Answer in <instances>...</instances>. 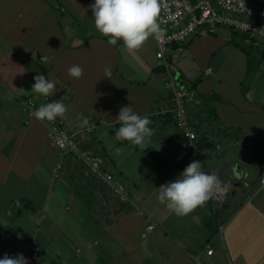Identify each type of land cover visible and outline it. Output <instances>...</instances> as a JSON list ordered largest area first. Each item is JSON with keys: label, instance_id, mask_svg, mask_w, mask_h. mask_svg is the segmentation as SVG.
<instances>
[{"label": "crops", "instance_id": "1", "mask_svg": "<svg viewBox=\"0 0 264 264\" xmlns=\"http://www.w3.org/2000/svg\"><path fill=\"white\" fill-rule=\"evenodd\" d=\"M93 3L0 0V248L18 243L20 249L9 256L22 253L30 264H196L195 256L205 264H264V172L257 176L256 162L246 157L251 144L264 143V39L241 34L244 43L256 46L252 60L231 46L221 27L193 36L177 54L182 78L190 86L199 79L192 88L201 104H189L187 110L192 127L209 142L191 158L224 186L235 162L252 170L248 186L235 192L227 188L225 200L230 192L244 201L232 205L228 199L224 207L225 200L214 204L209 198L178 216L159 202V188L192 160L175 161L179 131L168 112L164 76L155 66V38L154 47L148 38L138 50H128L123 41L109 45L94 26ZM195 38L203 39L188 47ZM251 60L255 68L247 69ZM75 64L84 70L80 79L69 75ZM105 68L111 71L108 77ZM38 74L56 84L48 99L32 90ZM214 94L215 116L202 102ZM24 96L39 105L61 100L67 106L62 118L71 130L84 117L118 129L123 106L149 116L154 135L144 148L129 141L114 144L103 137L106 133L77 136L124 185L136 208L119 202L71 158L54 177L57 149L47 137V122L21 111ZM211 212L214 234L204 223ZM149 225L154 227L148 230ZM28 241L38 251L25 250Z\"/></svg>", "mask_w": 264, "mask_h": 264}, {"label": "built area", "instance_id": "2", "mask_svg": "<svg viewBox=\"0 0 264 264\" xmlns=\"http://www.w3.org/2000/svg\"><path fill=\"white\" fill-rule=\"evenodd\" d=\"M159 23L165 30L161 39L155 37V66L164 76V85L170 101L168 112L172 115L178 134L184 139L178 145L175 161L181 162L187 157L197 153L199 135L192 127L187 106L200 105L201 101L196 96L194 89L182 78L178 71L177 54L182 51V45L195 35L214 33L218 28L224 27L232 32L264 39V0H159ZM64 11L63 7H59ZM210 68L205 70L210 73ZM20 98L21 111L29 116H35L36 110L41 106L34 97ZM89 119V117H87ZM47 122V137L56 147L58 161L55 165L53 176L59 177L63 172L64 163L68 158L83 165L92 175L97 177L116 196L119 202L136 208L132 197L124 185L115 178L102 164L99 157L86 150L78 134L90 133L96 124L89 120L87 126H76L68 129L66 121L57 117ZM227 187L220 185L219 190L213 189L210 197L214 204L225 200ZM154 226L149 225L147 229ZM224 229L219 226V232ZM17 246L10 245L0 248V257L11 255ZM25 250L38 251L34 242H26ZM213 250L206 249V254L211 255ZM196 264H205L201 257L195 256Z\"/></svg>", "mask_w": 264, "mask_h": 264}, {"label": "clouds", "instance_id": "3", "mask_svg": "<svg viewBox=\"0 0 264 264\" xmlns=\"http://www.w3.org/2000/svg\"><path fill=\"white\" fill-rule=\"evenodd\" d=\"M89 8L96 30L108 37L109 45L123 41L128 50H138L150 36L159 40L165 31L158 19L161 10L159 0H94ZM104 71L106 77L111 75L109 68ZM68 72L75 79H80L84 74L78 64L70 67ZM33 79L32 90L42 96L54 95L56 84L45 75L38 74ZM66 111L67 106L61 100H54L41 105L35 117L41 121H53L63 117ZM116 118L120 122L115 133L117 140L129 141L144 148L154 135L149 116H141L132 105L121 107ZM80 123L87 126L89 119L84 117ZM220 185L217 175L203 171L200 161L193 160L174 180L160 186L158 200L176 215L185 216L209 200L213 189L219 190ZM0 264H30V261L20 253L12 257L4 255L0 258Z\"/></svg>", "mask_w": 264, "mask_h": 264}, {"label": "rangeland", "instance_id": "4", "mask_svg": "<svg viewBox=\"0 0 264 264\" xmlns=\"http://www.w3.org/2000/svg\"><path fill=\"white\" fill-rule=\"evenodd\" d=\"M224 35H225V37H227V40L229 41V43L231 44V46H233V47H236L239 51H241V53L243 54V55H250L253 59L252 60H254V56H257V53H256V51H257V49L255 48L256 46H250L249 44H247V43H244L243 42V38H241V34H237V33H234V32H232V31H230V30H226V33H224ZM196 36V35H195ZM197 39H203V38H197ZM197 39L195 38L193 41H192V46H188V47H196L195 46V43H196V41H197ZM209 40V39H208ZM211 41H212V38H211ZM215 41V40H214ZM214 41H212L211 42V46L213 45V42ZM148 42V44H149V47H154V44H153V41H152V37L150 36L149 37V40L147 41ZM208 44V42L206 43V42H203V45L205 46V45H207ZM182 47H183V45H182ZM252 60H251V62H247L246 64H247V69H253V68H255V66H254V64L252 63ZM32 98V97H31ZM33 99H35V98H33ZM44 99H48L47 98V96H44ZM36 100V99H35ZM37 101V100H36ZM85 116V115H84ZM83 116V117H84ZM82 117V118H83ZM90 118V117H89ZM91 119V118H90ZM77 123V122H76ZM107 126V125H106ZM118 129H112V130H110V127L109 126H107V127H105V126H97V127H95L92 131H91V133H89L92 137H94V138H99L100 136H103V135H101L102 133H106V135H104L103 137H105V138H107L108 140H109V142L111 141L112 143L114 142V144H116L117 143V139H115L114 138V133H116V131H117ZM108 131H111V132H108ZM93 132V133H92ZM96 135V136H95ZM102 137V138H103ZM253 145H255V144H253ZM237 153H235V155H236ZM238 167L239 168H242V169H245L244 167H243V164L241 163V162H235L232 166H230V168L228 169V174H227V176H229V174L231 173V171H233V170H236V171H239V169H238ZM135 172H138L137 170L135 171ZM257 176H258V173H257ZM246 179V178H245ZM224 184H225V186H227V188H228V190H230V192H231V190H232V188H230V186H229V184H228V181L226 182V181H224ZM110 191V190H109ZM230 192H229V196L227 197V199L222 203V204H224V205H222V206H226V204L229 202V200L228 199H230V201L232 202V205L234 204V202L235 203H239V202H242V201H244V199H245V197H242V198H240V196H237V195H232L231 196V194H230ZM237 196V197H236ZM226 201H227V203H226ZM221 205H217L218 207H215V209H216V211L218 212V214H220L221 213V211H222V207H221ZM223 207V208H224ZM224 210V209H223ZM11 245H13V244H11ZM14 246H18V243H14ZM22 247H24V246H22ZM18 249H20V246H18Z\"/></svg>", "mask_w": 264, "mask_h": 264}, {"label": "water", "instance_id": "5", "mask_svg": "<svg viewBox=\"0 0 264 264\" xmlns=\"http://www.w3.org/2000/svg\"><path fill=\"white\" fill-rule=\"evenodd\" d=\"M247 158L251 159L252 162H256L257 173L260 176L261 173L264 172V143L258 145H250V151L248 152ZM239 171L233 170L229 174L228 184L230 188L234 189V191H238V189L243 186H248V180L252 176V170L250 169H242L239 168ZM246 178V179H245Z\"/></svg>", "mask_w": 264, "mask_h": 264}, {"label": "trees", "instance_id": "6", "mask_svg": "<svg viewBox=\"0 0 264 264\" xmlns=\"http://www.w3.org/2000/svg\"><path fill=\"white\" fill-rule=\"evenodd\" d=\"M236 33V32H234ZM239 34V33H237ZM243 35V34H242ZM199 82V79H196L195 81H193L191 83V87L195 88V86L198 84ZM190 84V83H189ZM217 97L216 94L214 95H209L207 97H204L202 99V102H203V105L207 106V110L209 112H212L211 114H213V116H215L216 112L214 111V108L210 105L211 101H213L215 98ZM202 106V105H201ZM170 116H172L171 114H169ZM177 140H178V145L182 142V140H184L179 134L177 135ZM209 144V142H206V138H204V136H200L199 138V146L198 148H204V146H207ZM190 158L192 161L194 158H191L190 157H187L186 159ZM190 160V161H191ZM184 161V160H183ZM188 161V162H190ZM27 204V203H26ZM213 212V211H212ZM209 215L210 217H207L205 220H204V223L207 227H209L210 231H213L212 234H214L216 231H217V228L215 226L216 224V220H215V215L214 213H212Z\"/></svg>", "mask_w": 264, "mask_h": 264}]
</instances>
